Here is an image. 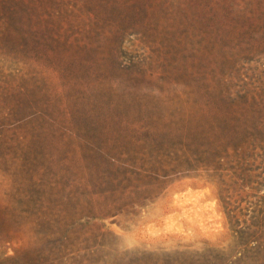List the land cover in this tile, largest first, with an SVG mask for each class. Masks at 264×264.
<instances>
[{
  "label": "rangeland",
  "instance_id": "374dc122",
  "mask_svg": "<svg viewBox=\"0 0 264 264\" xmlns=\"http://www.w3.org/2000/svg\"><path fill=\"white\" fill-rule=\"evenodd\" d=\"M0 264H264V0H0Z\"/></svg>",
  "mask_w": 264,
  "mask_h": 264
},
{
  "label": "trees",
  "instance_id": "16d2710c",
  "mask_svg": "<svg viewBox=\"0 0 264 264\" xmlns=\"http://www.w3.org/2000/svg\"><path fill=\"white\" fill-rule=\"evenodd\" d=\"M202 147V146H201ZM200 147V148H201ZM190 150V146H187V150H185V153H188ZM212 151H216L215 149L210 150V151H203L200 150L201 152V158L204 160L203 163H208L210 164V162H215V157L217 156L215 152ZM212 157V158H211ZM155 163H157L158 165H161V162L156 161ZM159 167V166H158ZM152 168L151 170V175H154L156 177H158L160 175V172L162 170H160V168ZM253 234H256V231H254L251 235H249V237L254 236Z\"/></svg>",
  "mask_w": 264,
  "mask_h": 264
}]
</instances>
